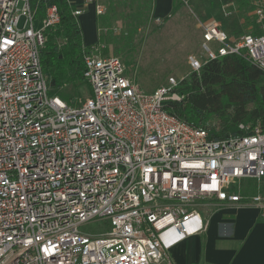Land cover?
Segmentation results:
<instances>
[{"label":"built area","instance_id":"obj_1","mask_svg":"<svg viewBox=\"0 0 264 264\" xmlns=\"http://www.w3.org/2000/svg\"><path fill=\"white\" fill-rule=\"evenodd\" d=\"M30 1L0 0V264H156L167 244L206 229L197 202L258 206L264 218V196L239 193L243 179L264 177L259 125L210 138L165 108L184 97L175 77L144 91L119 58L94 52L83 55L80 104L50 95L40 49L59 14L47 6L36 29ZM246 1L261 33L233 38L200 21L192 71L236 54L264 72V0ZM95 220L108 229L80 230Z\"/></svg>","mask_w":264,"mask_h":264},{"label":"trees","instance_id":"obj_2","mask_svg":"<svg viewBox=\"0 0 264 264\" xmlns=\"http://www.w3.org/2000/svg\"><path fill=\"white\" fill-rule=\"evenodd\" d=\"M237 1L232 3L238 4L239 9L248 5L246 0ZM30 2L32 7L37 8V17L43 15L47 6L54 4L60 18L56 28L45 30V44L40 49L41 67L51 89L83 79L84 54L96 52L109 55L110 38L103 31L110 29L113 14L123 20L126 30L122 34H127L130 41L138 28L147 23L155 4V0H109L105 14L95 19L97 40L84 44L79 18L72 14L74 5L67 0ZM180 4L181 0H173L171 13ZM249 10L252 11L251 8ZM243 27H252V34L261 33L255 16L245 15ZM233 32L234 29L230 34ZM236 33V36L242 34L239 29ZM57 38L63 39V43L59 45ZM114 50L119 52V49ZM177 90L184 97L179 101H166L165 108L190 124L206 129L210 138L239 134L237 125L240 122L259 125L264 131V72L242 56L226 54L207 61L198 72L190 71L186 77H182ZM212 119L217 122L207 128V123Z\"/></svg>","mask_w":264,"mask_h":264},{"label":"rangeland","instance_id":"obj_3","mask_svg":"<svg viewBox=\"0 0 264 264\" xmlns=\"http://www.w3.org/2000/svg\"><path fill=\"white\" fill-rule=\"evenodd\" d=\"M233 1L237 0H181L182 4L176 7V11L169 12L161 18L156 17L154 9H152L147 23L138 28L130 37V41L127 40V34H122L126 30L123 20L119 15L113 14L110 29L103 31L110 38L109 48L111 52L108 56L119 58L126 66V75L144 91H152L158 86L165 85L170 76L180 80L192 71L188 62L189 56L199 57L203 54L200 21L217 20L221 27L233 38L239 37V35L236 36L238 29L241 30L242 34L251 33L252 27L245 28L243 24L245 15L255 16L253 10L248 11V8H250L248 5L239 9L238 4H233ZM108 3L110 4L109 0H102L100 5L103 13H96V15L105 14L106 4L108 5ZM79 15L76 17H79ZM35 16V28L38 29L41 26V20L37 17V8L35 9ZM23 22L24 17L22 16L19 27L23 26ZM257 23L258 27L261 28L260 23ZM58 24L59 22L50 28H56ZM233 29L235 32L230 34ZM83 37L85 41L89 40L85 34ZM57 41L60 45L64 40L57 38ZM210 45L213 49H216L215 43L211 42ZM114 48L119 49V52L113 51ZM97 54L106 57L100 53ZM49 94L58 95L69 104L78 105L90 94V86L83 78L82 80L68 82L58 89L49 87ZM216 122V119H212L206 127L210 128ZM243 182L244 186H255V181L252 179H244L242 186ZM197 203L200 205L202 215L203 210L210 208L208 203ZM208 219L206 218V221ZM106 229H108V223L98 220L80 226V230L87 233H99Z\"/></svg>","mask_w":264,"mask_h":264},{"label":"crops","instance_id":"obj_4","mask_svg":"<svg viewBox=\"0 0 264 264\" xmlns=\"http://www.w3.org/2000/svg\"><path fill=\"white\" fill-rule=\"evenodd\" d=\"M80 8L79 22L82 34L88 36L85 44L98 38L96 6L102 0H67ZM154 14L161 18L172 10L173 0H155ZM82 19V20H81ZM230 36V35H229ZM84 38V37H83ZM255 186H243L242 196H264V178H253ZM203 210L207 227L203 231L186 234L167 244L166 259L156 264H264V218L258 206L240 203H211ZM191 226V223H189Z\"/></svg>","mask_w":264,"mask_h":264}]
</instances>
